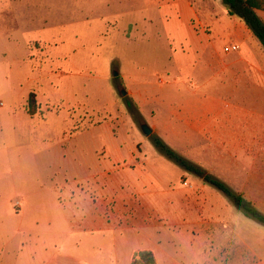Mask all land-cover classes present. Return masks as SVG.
<instances>
[{"label":"rangeland","instance_id":"rangeland-1","mask_svg":"<svg viewBox=\"0 0 264 264\" xmlns=\"http://www.w3.org/2000/svg\"><path fill=\"white\" fill-rule=\"evenodd\" d=\"M232 20L223 0H0V236L54 201L77 218L101 216L120 245L149 241L177 264H264V228L152 138L264 212V113H252L253 99L218 106L231 81L206 59L230 44ZM204 100L213 104L203 130L193 113ZM230 215L246 220V253H224ZM116 233L66 239L82 258L111 253Z\"/></svg>","mask_w":264,"mask_h":264},{"label":"crops","instance_id":"crops-1","mask_svg":"<svg viewBox=\"0 0 264 264\" xmlns=\"http://www.w3.org/2000/svg\"><path fill=\"white\" fill-rule=\"evenodd\" d=\"M187 13L189 15V11ZM259 15L264 20V12L259 11ZM194 16L196 14L193 11L189 17V22H192ZM230 16L233 18L232 22L234 25L237 26L226 34V38L230 41V44L224 46L223 49L219 46L211 47L206 58L208 66L214 68L215 76L231 81V85L228 88L229 91L226 95L221 92L218 93L216 97V99H219L218 106L223 105V97H231L232 99L241 98V100L253 99V101H247L246 104L250 107H255L252 113L263 114L264 46L248 28L243 19L238 16ZM201 17L203 16L200 14ZM199 22L202 23L201 20ZM192 35L199 38L200 32L194 29L192 30ZM232 44L239 45L241 49L226 52L225 47ZM210 101L211 103L208 104V100H204L200 104L202 105V109L193 113L201 119V128L203 130L208 128L209 122H212V119H209V115L212 114L210 109L212 107L210 105L213 104V101ZM225 104L231 105V103ZM188 108L186 107L185 111ZM221 113L220 111L219 114ZM1 161L2 158L0 157V165ZM40 206L41 210L45 208L46 212L37 214L35 209L31 212H22L18 215L17 228L14 230L15 235H7V237L0 236V264H132L134 254L138 250L146 249L152 250L155 253L158 264H177V261L173 257L171 258L159 249L158 246H153L149 241L134 244L135 242H129L127 235L126 241L123 239L120 245L118 230L113 224L108 223L101 216L77 218L76 214L73 213L74 207L72 204L66 205L54 201L42 203ZM256 208L259 209L258 207ZM77 209L79 208L77 207ZM229 210L231 214L234 213L232 208H229ZM260 211L263 212L262 210ZM5 216L4 209L2 214L0 212V227L6 225ZM228 218L229 222L224 227L229 228V226L233 225L235 235L233 236L231 233L227 234L224 253H246L247 240L244 233L246 220L241 217L233 219L234 215H230ZM254 222L261 229L264 228V225L261 223L255 220ZM5 231L6 229L0 228V232ZM103 231L117 232L114 244L112 242L111 253H84L82 258L71 254L73 252L69 249L66 239L67 234L78 233L81 235ZM127 233L129 234V232ZM234 237L239 239V243ZM255 241V255H263L261 249L263 237L259 235ZM29 243L31 247L26 252V246ZM83 244L84 242H82ZM25 253L28 254L25 256Z\"/></svg>","mask_w":264,"mask_h":264},{"label":"trees","instance_id":"trees-1","mask_svg":"<svg viewBox=\"0 0 264 264\" xmlns=\"http://www.w3.org/2000/svg\"><path fill=\"white\" fill-rule=\"evenodd\" d=\"M228 6L229 14L243 19L248 28L264 46V20L259 11L264 12V0H223ZM38 109L37 95L31 92L27 101V112L35 116ZM155 144L171 159L182 165L187 170L196 173L207 182L221 190L231 202L240 209L246 217L264 225V213L257 209L242 193L233 190L225 182L205 172L200 167L183 159L180 155L168 147L158 136L153 135ZM132 264H158L155 253L152 250H138L133 257Z\"/></svg>","mask_w":264,"mask_h":264},{"label":"water","instance_id":"water-1","mask_svg":"<svg viewBox=\"0 0 264 264\" xmlns=\"http://www.w3.org/2000/svg\"><path fill=\"white\" fill-rule=\"evenodd\" d=\"M142 130H143V132L145 133V135H147V136H151L152 134H153V130H152V128H150L148 125H146V124H144L143 126H142Z\"/></svg>","mask_w":264,"mask_h":264},{"label":"built area","instance_id":"built-area-1","mask_svg":"<svg viewBox=\"0 0 264 264\" xmlns=\"http://www.w3.org/2000/svg\"><path fill=\"white\" fill-rule=\"evenodd\" d=\"M239 45H237V44H232V45H230V46H228V47H225V51L226 52H229V51H231V50H234V51H236V50H239Z\"/></svg>","mask_w":264,"mask_h":264}]
</instances>
